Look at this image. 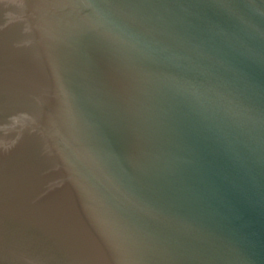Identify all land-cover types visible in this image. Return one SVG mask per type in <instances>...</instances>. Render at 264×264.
Masks as SVG:
<instances>
[{
	"label": "water",
	"instance_id": "95a60500",
	"mask_svg": "<svg viewBox=\"0 0 264 264\" xmlns=\"http://www.w3.org/2000/svg\"><path fill=\"white\" fill-rule=\"evenodd\" d=\"M0 264H264V0H0Z\"/></svg>",
	"mask_w": 264,
	"mask_h": 264
}]
</instances>
